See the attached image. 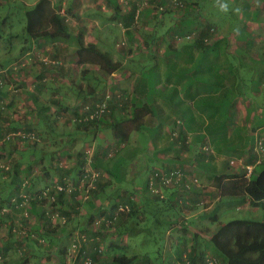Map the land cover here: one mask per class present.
<instances>
[{"label":"crops","instance_id":"crops-1","mask_svg":"<svg viewBox=\"0 0 264 264\" xmlns=\"http://www.w3.org/2000/svg\"><path fill=\"white\" fill-rule=\"evenodd\" d=\"M8 1L10 0H0V3ZM19 1L30 2L29 0H16V2ZM185 1L186 5L191 4V10L195 11L197 16L230 21V26L232 19L230 20L229 15L233 18L240 16V12L237 11L239 4L243 6V9L245 8V12L248 14L247 17L241 15L242 19L253 18V13L256 11L252 0H239L237 4H234L233 1L230 4L231 0ZM213 1L215 4L219 2L228 5L229 3L228 11L219 13L220 16H218V11H212ZM40 2H46L49 6L44 20L47 21V29L50 28L48 19L58 13L66 18L71 35L67 39L53 41L42 39L38 45L35 43L31 50L30 48L23 50L24 47H18L22 65H25L23 59L27 60L28 56L39 47L51 51L50 53H56L57 50L58 52L63 51L64 54H67L68 51H76L78 49L76 38L82 33L86 45L95 44L101 50L110 52L115 61L122 63V68L117 71L118 76L115 72L110 77H104L107 84H103V86H111V83L119 85L121 93L132 100L129 105L131 110L136 106H149L150 112L142 120L141 131L160 132L159 141L156 143L158 153L151 158L155 165L152 171L155 168H175L183 170L186 174L188 186L182 185L165 190L163 192L165 199L152 195L147 189V180H149L152 171L145 181H138L131 189L118 187L117 191L106 200V206L109 203L112 205L115 199L119 200L118 204H128L127 201L131 198L137 209L136 218H133V221L132 219L124 220L118 231L116 228L113 231L112 228L107 227L106 220L102 219L108 214L105 215L104 209H102L104 205H102L101 199H99V205L96 204L101 207L94 213L93 222H90L92 219L89 216L90 211L87 212L88 208H81L80 215H88L87 223L76 224L74 227H89L91 225V229L98 227V232L102 233L87 245L88 254L92 259L96 251L101 253L98 260L94 259L93 264H113L111 260L115 254H125L128 258L136 259L133 264H175L177 257L182 255L195 257L196 264H201L203 258H215L216 264L218 262L221 264L212 248L207 245V241L217 231L219 224L224 222V217L230 214V211H236L243 212L245 218L264 220V201L257 206H253L249 199L243 203L231 201L233 203L229 205V202L221 200V193L218 189L220 178L233 179L234 176L239 178L244 175V172H247V166H254L253 176H256L257 168L264 166V162L257 163L255 158L257 157L258 160V154L254 150L257 134H264V41L254 42L253 51H249L250 49L245 44H230L227 48L230 55H227V52L224 51L225 47H222L208 52L195 50L192 58L185 59L181 54V48L185 44L172 42L173 50L169 53L168 48L164 49V45H162L165 42L158 41L161 37L155 35L158 28H155L154 25L158 19H153L156 17L154 8L163 0H61L59 1L60 6H57L54 0H33V3H29V5L34 7ZM69 3H72L74 7L68 10ZM133 6H137V10L133 14L135 22L127 26L125 19L131 15ZM178 14L179 11L176 14L165 15L162 18L163 22L172 21V27H176L180 22ZM6 15L9 17V13ZM217 25L220 24L217 23ZM241 25L244 28V25ZM217 28L220 32L222 31V28ZM225 31L227 33L231 31L233 35L238 34V31L230 30V27ZM163 34L165 35V33ZM169 36L172 35L166 34L165 37L168 41L171 38ZM13 37L25 40L29 38V36L24 37L22 31ZM120 43L126 46L119 48ZM158 45H161L162 52L165 51L162 56L156 54ZM240 48L247 53L243 60L239 59ZM125 54H130V56H125ZM19 58L10 57L7 63L17 61ZM164 60L175 63L177 71L181 72L172 73L173 75L169 76L167 80V89L161 90L160 79L162 76L160 72L163 75L168 73L166 63L163 64ZM76 61L78 63V57ZM78 66L92 65L78 64ZM151 66H155L158 72L157 74L153 73L154 80L151 78L148 80V76L145 78L146 71L152 69L154 72V67ZM59 73L52 74L54 80H59V85L50 90L48 87L44 89L41 98H45L50 92L55 93L56 96L52 97L50 102L56 101L51 108L55 107L56 115L59 111L62 115L66 111L67 114L68 112L76 114L81 101L90 98L91 92L86 89L83 92L79 91L77 94L78 103L69 107L67 105L69 95L66 90L68 79L64 78L62 74L59 76ZM46 74L44 73L43 76L46 77ZM79 79L88 82L80 74L77 75V80ZM143 80L148 83H145L146 85L140 93V83ZM152 90H156L155 97L152 96ZM173 90L177 91L178 99L171 97ZM59 100L61 104L69 108H62L57 103ZM117 106L119 107L117 112L126 116L131 115V111L126 110L123 113V106L120 104ZM156 108H159L160 115L156 114ZM75 114L72 115L75 116ZM106 130L111 131L110 129ZM175 132L178 136L174 135ZM77 137L79 141L84 139L83 135ZM13 155H16V159H21L19 154H11L12 157ZM75 159L76 166L78 158ZM101 159L103 158L101 157ZM59 160L60 165L66 168L62 159L59 158ZM231 161H235L236 164L232 165ZM87 165L89 166L88 163ZM99 170L110 174L101 167ZM246 177L250 179L251 176L248 177L246 173ZM192 179H197L198 183H191ZM5 195L7 194L0 192V202H2L3 196L7 197ZM11 197L10 195L9 198ZM206 201L208 203L204 204ZM103 204L105 203L103 202ZM199 204L200 207H198ZM162 210H174L178 213L179 218L158 216L154 217L153 222L149 220L157 213L163 212ZM78 217H74L75 221ZM101 219L103 221L100 223ZM33 227L29 226V229L32 230ZM158 227H162L165 234H162L161 231L160 234H157ZM144 234H150L157 244L156 250L142 251L140 249L141 243L136 237ZM14 241L16 242V240ZM7 242L1 240L0 246L9 247L10 249L6 250L10 253L12 245L10 246ZM25 242L23 250L30 252V257L35 256L37 248L29 246L28 241Z\"/></svg>","mask_w":264,"mask_h":264},{"label":"trees","instance_id":"trees-1","mask_svg":"<svg viewBox=\"0 0 264 264\" xmlns=\"http://www.w3.org/2000/svg\"><path fill=\"white\" fill-rule=\"evenodd\" d=\"M232 1L234 4H237L239 0H231L230 2ZM160 5L161 6H156L154 8L157 10L154 11L156 17H154L153 19H158L157 21L155 20V28H161L163 24H166L162 19L165 15L171 13L176 14L178 11L179 13H181L182 9L185 8V5L182 7L180 5L172 3L170 0H163ZM1 6H3L2 3H0V7ZM48 8L49 6L46 2H40L36 4L27 14L28 24L26 32H28V39H30L31 41L29 45L30 50L33 48V45L35 43L36 45H38L39 40L45 39L46 41H53L65 38L67 39L71 35V29L66 22V18L58 13L53 14L48 19L50 28L47 30L44 29V20L46 15L45 13ZM136 10L137 6H133V8L131 9V15L126 17L125 21L127 26H129V24H131L132 22H135L133 14L136 12ZM242 15L246 17L248 15L245 12V8L243 9ZM253 15L254 16L253 18H251V21H254L256 23L264 22V17H262L263 15L261 10L254 11ZM247 19L248 18H246L243 23H245ZM179 20V24H177L176 27L174 26L175 28L173 27L172 29V37L174 36L173 38H175V35L195 36L193 41L184 42L185 45L181 48V54H185L183 55V58H185L186 56L187 58H192L195 50L208 52L212 49H221L222 47H225L224 51L227 52V55H230L227 49L230 45L228 34L214 40L211 39L212 33L216 30V28H214L215 25L216 27H218L217 24L209 23L205 19V23H207H203L201 17L197 16L195 11L182 13ZM241 26L242 25H237L235 27L237 29L235 31H238V34H235V37H239V30L242 29ZM165 37L166 35H163L158 39V41H165ZM76 39L78 49L76 51H70V53L75 52L79 59L78 64H91L92 66H96L98 68V71L101 73L100 76H98L100 81H103V84H107V81H105L104 77H110L112 74L119 71L122 68V63L120 61H115L110 52L101 50L95 44L89 43L86 45L83 41L82 33H80ZM174 43H179L177 42L176 38ZM241 44H245L246 47L250 49L249 51L254 50L252 49L254 48V41L251 39ZM172 50L173 46L170 43L168 44V52L170 53ZM238 52L240 54L239 59L243 60L247 53L241 48ZM68 53L69 51L67 52V54ZM5 65L6 64H3L2 62L0 63L1 67ZM59 65L63 64L60 61L56 60L55 64H53V67L51 68V71L58 72L60 67L62 69V72L65 69V66ZM44 71L45 68H42V72L37 74L36 79L33 81V90L28 89V85L26 84L27 81L24 78H21V80L19 81L16 80L17 84L24 87V92L26 93L28 100L32 102L33 109L32 111L30 110L31 114L29 113V116H26L27 118L24 119H17L16 117L9 116L6 119V127L0 130L2 142L1 150L4 153L7 152L9 154L18 153L21 156V159L12 162V169H7L6 166L2 168L3 174L6 173V176L10 178L8 187L11 191L8 190V193L6 192L7 195L5 196L7 197L4 198L3 196V199L1 198L2 202H0V211L2 212V210L6 208L7 213L0 214V219L2 220L6 216H11L13 223H15V217H17L16 214H19L23 210H29L31 213L38 215L40 220L39 224L34 226V229H29V233L27 234L28 236H25L24 238L22 236L23 239L19 241L20 246L22 247L23 244L26 243L25 241H28L29 244H27L29 246H35L37 248V251L35 253L36 257L39 258L42 255H47L53 252L59 254L58 257L60 260V264H67L66 254L68 252V249H63V247L60 245L61 241L64 239V233L71 232L66 230V225L75 221L74 217H78L80 215L81 208H88L87 212L90 211L89 216L92 219L90 222H93L95 218L94 213L97 212L96 210L101 207H98L96 205V200L99 197H102V199H104L102 194L105 193L104 190L106 189V187L110 185L108 180H103V173L99 172L100 175L98 177H92L93 173L88 172L87 168L85 169V166L88 163L92 167L94 166L98 171H100L99 168L101 167L104 170H107L112 175L115 174L116 167L114 166L112 169L109 168V164L111 162L110 159H101L98 154H96L95 156H90L87 151L85 152L83 150H80L76 154L78 158V164L71 169H67L59 163V158H61V156H72L71 153L65 149V147L64 149H60L56 152L47 153L39 149L38 144L42 141L51 144L55 141L54 136L56 138H58L59 136H67L68 139L66 140V143H69L70 140L79 139L77 137L78 135L84 136V139L82 138L83 140L81 141L82 143L85 141L87 142L92 136L98 135V133H96L97 130L95 129H98V131H105L106 129H110L114 135V139L118 142V144H125L129 141L133 132L142 130V120L145 116L148 115V113L150 112V108L148 105H142L136 106L135 108H133V110H131V108H129V102L131 101L132 103V100L129 97H126L124 93H120V99L118 98V94L116 93L113 94L114 97L111 99L110 112H108L104 117L92 122L84 121V117L80 113L81 104H79L76 114L72 112V114H75V118L72 119L73 126L75 127L74 131L68 133L60 132L56 129L55 126L51 124L56 119L62 117L61 111L58 112V114L55 116V119L50 113L52 105H55L56 101L50 102V104H48L45 103L41 98L44 89L49 86L47 81L45 80V77L43 76L45 73ZM84 74H88V72L84 71ZM67 85L68 84H66V88ZM3 86L4 82L3 80H0V94L2 95ZM77 86L79 89L83 87L79 83ZM104 87L106 88L107 86ZM107 93L108 92H106V90H104L102 92V95L100 96H96V94L93 93L95 95L94 103L84 102L82 104L95 105L96 103L103 101L106 98ZM0 101H4L1 96ZM1 102L0 110L2 108H6V103L3 104ZM57 103L64 109L69 108L68 106L61 104L60 100ZM117 104L123 106V113L126 110H129V112L131 111V115L126 116L125 114L117 112L119 108ZM8 107L10 108L11 105H9ZM28 117L31 119L28 120ZM33 118H35L34 121ZM176 124H179V122H176ZM42 128L48 131L49 135H54L53 138L48 137V135L44 134L41 130ZM174 135L178 136L176 132L174 133ZM66 147H68V145H66ZM26 153L28 154L27 156L25 155ZM255 159L257 161V157ZM42 161L46 163V167H44L42 171L47 175V180L43 181V184H45L43 189L38 190L36 182L37 180H40L42 176L38 175L32 177V172L33 167H35V165L41 163ZM23 166H25V168ZM262 167L263 169L259 174L256 173V176H253V171L250 179L246 177L247 172H244V175H241V177L239 178H236L235 176L232 177L233 179H226L225 177L220 178L218 181V189L221 193V200L226 203L229 202V205H232L233 202L231 203V201H238L239 203H243L246 199H249L250 203L253 206H257L262 203L264 201V166ZM155 169L151 172V174L155 171ZM25 173H28L29 176H21ZM53 175L57 176V182H52V179L54 177ZM30 176L32 178H29ZM50 180L51 182H48ZM70 180L72 185H70L69 183ZM58 186L63 187V190H57ZM70 186L72 188L69 190ZM147 189L152 195H154L150 189V178L149 180H147ZM86 191L88 192L86 193ZM45 192L47 193L46 196H44ZM10 195L12 196L11 198H9ZM157 197H159L160 199H165L161 198L160 196ZM127 202L128 204L123 205L129 206L130 210L121 212L118 215L116 214L120 204L113 203L111 205L109 203V205L106 206V202H104L105 204H103L102 202V205H104L102 209H104L105 215L108 214L106 217H104V221L106 220V226H108L107 221H109L112 224H110V226L108 227L116 228V230L118 231V229H120V227L122 226L124 220L132 219L133 221V218H136L135 216H137V209L135 208L133 200L130 198ZM43 203L50 204L53 208V211L57 212L59 216L64 219V224H59L60 226L54 227V224L52 223L51 212L48 211L45 206L44 208L40 207V205ZM27 204H31V207H28ZM25 220L28 222V218H25ZM24 224L26 225V223ZM90 226H77L76 228L74 227L72 229V232H80V234L85 235L88 242L91 243L95 240L96 237H98V235H102V233L98 232V229H91ZM13 227L11 228V233L13 231ZM103 229L105 230L104 224ZM87 243H82L83 248L80 249V257L76 261V264H79V262L81 261V257L83 256L89 258L92 261V264L94 263V259H99L101 255L99 251H96L93 259L89 256L86 246L89 243ZM207 245L212 248L215 255L221 261V264H264V220L241 218L220 223L217 231L212 234L207 241ZM5 251H7L6 248L3 253ZM25 253V258L30 257V252L26 251ZM211 260H214L216 263L215 258H203L201 260V264H209ZM135 261L136 259L128 258L125 254H115L111 260L113 264H133ZM196 263V258L189 255H182L181 257H177L175 262V264Z\"/></svg>","mask_w":264,"mask_h":264},{"label":"rangeland","instance_id":"rangeland-1","mask_svg":"<svg viewBox=\"0 0 264 264\" xmlns=\"http://www.w3.org/2000/svg\"><path fill=\"white\" fill-rule=\"evenodd\" d=\"M29 3H33V0H29ZM57 6H60L59 1L61 0H54ZM181 1V0H180ZM206 1V0H205ZM204 1V2H205ZM230 1V0H229ZM182 2H184L185 8L182 9V12L179 13L178 15L181 16L182 13L184 12H192L191 8V4L188 3V5H186V1L182 0ZM253 2V6L255 8V10H261L262 11V17H264V0H252ZM29 3H25V2H16V0H10L8 2L2 3L3 6L0 8V62H3V64H6L5 66H0V80H3L4 82V86L2 88L3 91V95L0 94V96L4 99L3 102L1 103H6V108L5 109H1L0 110V130L6 127V119L9 116H13L16 117L17 119L22 118L24 119L27 116H29L28 114L32 111V102L30 100H28L26 93L24 92V87L17 84L16 80L19 81L21 80V78H24L27 81V85H28V89L29 90H33L34 89V84L33 81L36 79L37 74L42 72V68H45V73L46 74V80L48 83V89H52V87H56L59 85V80H54L52 74L56 73V72H51V69L48 68H52L53 64H55L54 62L56 60L60 61L63 65H59V66H65V69L61 72V68L59 67V76L62 74L63 77L67 78L68 81L66 82L67 85V94L69 95L68 99L69 102H67V105L69 107H73L75 106V104L78 103L77 99H78V92L79 91H83V90H87L91 92V97L88 98L87 100L81 101V104L84 102H88V103H94V97L95 95L93 93L96 94V96H100L102 95V92L104 90H106V92L111 93V94H119L121 93V87H119V85L117 84H112L111 86H107L106 88L103 86L102 81H100L99 77L100 76V72L98 71V68L96 66H78V63L76 61L77 56L75 54V52H69L68 54H64L63 51L61 52H57L56 53H50L51 51H46L45 49H41L39 47V49H35V51H33L27 58V60L23 59L25 65H22L21 63V59L19 58V52L20 49H17L18 47H24L23 50H27L29 48L30 45V39L25 40V39H18L17 37H13L15 34L19 35V33L24 34V37H28L27 35V24H28V19H27V12L30 11L33 6L29 5ZM214 3V8L212 11H218V16L219 13H225V11H222L219 7V2H217L215 4ZM204 4V3H203ZM230 4H232V2H230ZM229 5V3H228ZM31 6V7H29ZM158 6H161L160 4ZM71 7H74L72 3H69L67 8L68 10L71 9ZM239 9L238 12H240V16L237 17H232L230 16V20L232 21V25L230 26V21H224V20H215L212 19L210 17L208 18H201L202 22L205 23V20L208 21L209 23L212 24H217L219 23L220 25H218L219 28H222V31L220 32V30L216 27L215 32L212 33L211 39H217L223 35H227L229 36V44L234 45V44H239V43H243L246 42L247 40H253L254 42H258L261 43L262 41H264V22L262 23H256L254 21H251V18L248 17V19L244 22L245 19H242L243 17H241L242 15V5L239 4ZM157 10V9H155ZM98 11V10H97ZM9 13V17H7L6 14ZM205 19V20H204ZM172 21L163 24L161 26V28H158V32L155 34L156 36H160L162 37L165 33V35H171L172 33V25H171ZM207 23V22H206ZM205 23V24H206ZM225 23V24H224ZM244 25V28H242L240 31V35L239 37H235L236 35L227 33L225 30L228 29L230 27L231 29H235L237 30L235 27L237 25ZM152 25H154L152 23ZM224 26V27H223ZM242 27V26H241ZM48 28V24L47 21L45 22L44 25V29ZM245 30V31H244ZM249 32V34H248ZM179 35H175V38H177ZM170 41H168L167 39L164 41L165 44L164 45V49L168 48V44H172V42L175 41V38H173L172 36H169ZM182 39L180 41H177L181 44H184V42H191L194 40L195 36L193 35V38L191 40H186L184 39L185 36H180ZM212 40V41H213ZM39 42H41L39 40ZM14 45V46H13ZM126 45H122L120 43L119 48L125 47ZM161 45H158V49H156V54L161 55L164 52L161 51L160 49ZM26 47V48H25ZM65 51V50H64ZM121 53V52H120ZM124 55V54H123ZM185 55V54H183ZM125 56H130V54ZM13 57V58H19L17 61H10L9 63H7L8 58ZM116 57V56H115ZM187 58V56L185 57V59ZM14 60V59H13ZM166 63V69L168 71V73L166 75H163L162 72H160V75L162 76L160 79V86L162 87V89H167L168 87V83L167 80L169 78V76H172V73H180L181 71H177L176 69V65L173 62H167L166 60H164L163 64ZM66 64V65H64ZM45 65V66H44ZM57 66V65H56ZM58 67V66H57ZM154 67V72L148 70L146 71V76L147 79L149 80L150 78L152 80H154L155 75L158 72L156 71L155 66H151ZM50 71H48V70ZM85 72H88V74H84ZM152 72V73H151ZM154 73V74H153ZM80 74L84 80H87L88 82H84L82 81V79L77 80V75ZM118 72H117V76H118ZM57 76V75H56ZM150 76V77H149ZM104 77V76H102ZM116 78V77H113ZM75 82V83H74ZM77 82V84H76ZM78 83L81 84L83 87L82 88H78ZM145 83L148 82H141L140 83V93H142V90L144 89V86L146 85ZM155 85V84H154ZM74 86V87H73ZM73 87V88H72ZM49 92V91H48ZM153 95L155 97L156 94V90H152ZM56 94L50 92L46 95V99H44V102H48V104H50V99L52 97H55ZM171 97L174 99H178V95H177V91L173 90V92L171 93ZM227 100H225V103ZM131 103V101L129 102V104ZM11 105V107L9 108L8 106ZM8 107V108H7ZM31 110V111H30ZM28 111V112H27ZM156 114L160 115L161 113L159 112V108L155 109ZM50 113L53 115V118L55 119L56 117L54 115H56V109L55 107H53V109H51ZM31 114V113H30ZM75 116H73L72 114H70L67 111L63 113L62 117L59 119H56L54 122H52L51 124L53 126L56 127V129L60 132H73L75 127L73 126L72 123V119ZM27 118V117H26ZM29 118V117H28ZM32 118V116H31ZM31 118H29L28 120H30ZM35 120V118H33V121ZM43 131L44 134L48 135V137L53 138L54 135H49L48 131H46L45 129H41ZM96 133H98V135L92 136L90 138V140L86 143V142H81L78 139L77 140H70L69 143H66V140L68 139V137L66 136H59L58 138H56L54 136L55 141L52 142L51 144H48L46 142H40L38 144L39 149H41L42 151H45L47 153L50 152H56L60 149H65L71 153L72 156H63L61 157L62 159V163L64 166H66L67 169H71L73 168V165L75 166L74 162H76V157H77V152L78 151H87L89 152V154L91 156H95L96 154H98V156L104 159H110V164H109V168L112 169L114 166L116 167L115 169V174L111 175L108 173H104L102 171H98L92 167H90L91 165H87V170L88 172L93 173V177L94 176H99L100 173H103V180H108V182L110 183V185L108 187H106V189L104 190L105 193H103V198H97L96 200V204L99 205V199H101V202H106L105 200H108L112 193L117 191L118 187H122V188H128L131 189L132 186L137 183L138 181H145L147 179L150 173V171H152V169L155 167V165L152 163L151 158L154 157V155H157L158 153V148L156 143L159 141V137H160V132L154 131V130H143V131H136L133 132L131 138L129 139L128 142H126L124 145H122L121 143L118 144L117 141L114 140V135L112 133V131H98V129ZM157 130V129H156ZM42 135V134H40ZM61 135V134H60ZM46 137V136H44ZM64 137V138H63ZM66 145H68V147H66ZM1 146H2V142H1V136H0V192L2 194H5L8 190V183L10 181V178H8L6 176V173L3 174V167L6 166V168H11L13 166V161L18 160L16 159V155H13V157L11 156V154L7 153V152H3L1 150ZM18 154V153H15ZM20 155V154H19ZM26 156L28 155L27 153L25 154ZM4 157V158H3ZM27 158V157H25ZM94 158V157H93ZM150 159L149 161H146ZM117 162V163H116ZM25 163V162H24ZM115 164V165H114ZM25 168V166H23ZM46 167V163L44 161H42L41 163L35 165V167H33V172H32V177L34 176H38L41 175L42 178L40 180H37L36 182V186L38 190L43 189V187L45 186V184H43L45 177L47 176L45 174V172H43V168ZM263 169V167H258L256 170V173L259 174L261 172V170ZM85 170V169H84ZM7 171V170H6ZM100 172V173H99ZM108 174V175H107ZM256 174V175H257ZM28 173L22 174L21 176L24 177H28L27 176ZM53 179L52 182H57V176L53 175ZM31 176L29 178H32ZM195 179L190 180L191 183H194ZM48 182H51L48 181ZM88 182V181H87ZM70 185L71 184V180L69 181ZM73 183V182H72ZM72 187L70 186L69 189H71ZM88 191H86L87 193ZM47 193H44V196H46ZM52 200V198H51ZM103 200V201H102ZM98 201V202H97ZM119 200L114 201V203H118ZM50 203V202H49ZM51 204V203H50ZM50 204H41L40 207L44 206L48 209V211L51 212L52 215V223L54 224V227L56 226H60L59 224H64V219L59 216V214L55 211H53V208ZM207 204V201L204 203ZM123 205V204H120ZM119 205V206H120ZM28 207H31V204H27ZM198 207H200V204L198 205ZM163 212H159L157 213L156 216H152L151 218H149L150 221H154V217H169V218H179L178 213H176L174 210H162ZM230 214H227L224 217V222H228L230 220H234V219H241V218H245V215L243 214V212H236V211H230ZM82 214L83 211H82ZM17 217H15L16 222L13 223L12 221V217L11 216H6L5 218H3L2 220L0 219V241L2 240L3 242L8 241L7 243H9V245H12V251H10V253H5L3 254V249H10L9 247H6L5 245L0 246V256H2L0 258V264H59L60 260H59V254L56 253H49V254H45L44 256L42 255L41 257H36V256H31V257H27L25 258L24 256H26V251L23 250L24 249V245L21 247L19 244V241H21L25 236H27V234L29 233V226H36L39 224V216L31 213L30 211H26L23 210L22 212H20L19 214H16ZM30 217V218H29ZM81 217V218H80ZM25 218H29L28 222L25 220ZM87 219H88V215L87 216H79L74 224H68L67 226V231H71V232H65L64 233V239L61 241L60 245L63 247V249H68V252L66 254L67 258H66V262L67 259L69 257L70 254L72 253V249H73V242L74 240L77 239V237L79 236L80 232H76L75 231L72 232V227H74L76 224L79 225H83L87 223ZM104 220V217L102 218ZM101 219L100 223L103 221ZM223 222V223H224ZM26 223V225L24 224ZM98 223V224H100ZM14 227H13V226ZM13 227V231L11 233V228ZM96 227V226H95ZM108 227V226H107ZM111 228V227H109ZM98 229V227L94 228V230ZM112 230L114 231V228H112ZM77 231V230H76ZM160 231L162 234H165V230H162V227H158V232L157 234H160ZM147 233V232H145ZM23 236V238H22ZM140 243H141V250L142 251H153L156 250L157 248V244L154 242L153 238L150 237V234H144L141 235L139 237H136ZM16 240V242L14 241ZM6 244V243H5ZM72 258V256H71ZM70 258V261H71ZM69 261V260H68ZM216 264V263H215ZM217 264H220L219 262Z\"/></svg>","mask_w":264,"mask_h":264},{"label":"built area","instance_id":"built-area-1","mask_svg":"<svg viewBox=\"0 0 264 264\" xmlns=\"http://www.w3.org/2000/svg\"><path fill=\"white\" fill-rule=\"evenodd\" d=\"M170 1L176 5H180L182 7L184 6L183 2H181L179 0H170ZM192 38H193V35H186L184 37V39H186V40H191ZM181 39L182 38L180 36H178L176 38L177 41H180ZM117 96H118V98H120L121 97L120 93ZM113 97H114L113 94L107 93L106 98L103 101L96 103L95 105H91V104H86V105L84 104L83 105V104H81L80 113L84 117L83 120L86 122H92V121H96V120H99L102 117H104L108 112H110L111 99ZM254 150L258 154L257 163L264 162V134H260V133L257 134ZM231 164L235 165L236 162L231 161ZM246 170H247V176L250 177L253 173L254 166H247ZM94 177H97V176H94ZM194 183H198V180L195 179ZM182 185H185L186 187L188 186V184L186 182V174L181 169L173 168L171 170H167L166 168H156L150 177L151 192L154 195L160 196L161 198H165V196L163 194L165 189L180 187ZM57 190L62 191L63 187L58 186ZM207 203H208V201H207ZM129 210H130L129 206L120 205L118 207L116 215L120 214L121 212H126ZM3 213H5V214L7 213L6 208L3 209L2 212L0 211V214H3ZM110 224H112V223L107 221V225L110 226ZM87 242H88L87 237L85 235L79 234L77 239L74 240V242H73V246H72L73 247V249H72L73 254L69 255V257L67 259V264H76V261L80 257V249L83 248L82 243H87ZM71 256H72V258H71ZM70 258H71V261H70ZM79 264H92V261L89 258H86L85 256H83V257H81V261L79 262ZM209 264H215V261L211 260Z\"/></svg>","mask_w":264,"mask_h":264},{"label":"clouds","instance_id":"clouds-1","mask_svg":"<svg viewBox=\"0 0 264 264\" xmlns=\"http://www.w3.org/2000/svg\"><path fill=\"white\" fill-rule=\"evenodd\" d=\"M219 7H220V9H221L222 11H225V12L228 11V5H227V3H220V4H219ZM237 11H238V10H237Z\"/></svg>","mask_w":264,"mask_h":264}]
</instances>
